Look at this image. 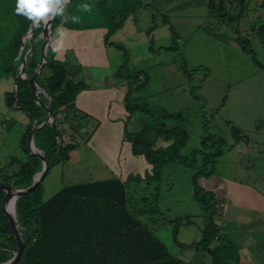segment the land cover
Returning a JSON list of instances; mask_svg holds the SVG:
<instances>
[{"label":"rangeland","instance_id":"1","mask_svg":"<svg viewBox=\"0 0 264 264\" xmlns=\"http://www.w3.org/2000/svg\"><path fill=\"white\" fill-rule=\"evenodd\" d=\"M262 1L247 0L241 5L235 0H142L143 5L135 15H131L123 28L108 40L121 46L128 54L129 63L122 75L116 73L124 63V52H119L120 58H117L116 52L120 50L106 44L103 30H95V41L84 50L88 58L83 59L87 72L83 83L87 89L109 88L120 90L125 95L131 86L143 82L146 74V87L133 94V99H139L137 103L140 106L147 103L150 110L163 109L174 114L175 117L166 125L170 127L180 121L188 131L189 141L180 154L189 161H192L193 153L196 154L192 167L171 163L163 169L159 186L158 182L144 181L133 185L139 193L146 194L148 204L142 203L141 207L144 211H151L157 222L150 225L157 237L173 256L189 260L195 256L193 264L199 261L207 263L209 259L202 252L178 246L173 239L174 225L170 223L185 219L178 228V243L190 245L200 241L204 221L200 204L194 199L192 176L198 171L213 170L216 174L246 180V173L241 170L248 167L247 164L255 165L252 168L255 171L264 170V69L239 46V42L246 39L264 66V34H259V28L264 24ZM30 39L26 38L24 53L29 49ZM36 44L41 49L42 58L44 41ZM81 52L73 47L60 62L71 70L72 64L80 65L76 57ZM93 56L95 60L90 61ZM98 59L105 62L96 64ZM138 72L144 75L132 79ZM104 75L105 79L101 77ZM48 76V70L43 69L38 77L39 83L43 84ZM14 89L15 78L0 73V175L18 171L20 165L27 161L22 139L30 120L22 111L6 104V95ZM117 96L116 92L112 108L122 103ZM38 97L45 98L40 93ZM36 100L39 102L38 98ZM104 110L94 111L96 118L81 119L77 132L69 129L67 123H58L65 141L78 144V148L70 153L68 162H57L49 168L41 183L43 201L66 186L118 177L107 163L106 156L102 157L97 143L99 138L114 136L97 133L95 130L100 124L120 129L124 138L125 132H138L144 122L154 120L140 110H136L130 119L110 112V119L105 120L102 117ZM232 127L239 130L244 139L235 141ZM206 137L209 140L203 149ZM218 138L223 140V154L215 159V163L203 168L206 154L216 151L217 143L212 139ZM26 142L30 150V136ZM128 145L122 142L121 161H125L124 164L129 162L126 158ZM245 147L248 150L246 155L242 154ZM198 151H203V154ZM144 164L142 156L135 157L132 175H141L145 170ZM157 187L159 190L156 191ZM157 193L160 194V203L155 210L153 200ZM147 222L151 224L149 217Z\"/></svg>","mask_w":264,"mask_h":264},{"label":"trees","instance_id":"2","mask_svg":"<svg viewBox=\"0 0 264 264\" xmlns=\"http://www.w3.org/2000/svg\"><path fill=\"white\" fill-rule=\"evenodd\" d=\"M235 1L243 5L247 0ZM15 2L16 0H0V73L15 78L14 91L6 95L7 106L22 111L30 120L26 135L22 139L27 161L20 165L18 171L0 175V183L11 187H28L41 168V160L28 149L26 141L34 123L39 125L45 120L47 100L38 97L37 102L30 83L17 76L22 62L23 43L25 41V52L26 35L33 24L25 17L15 14ZM142 3V0H69L64 15L51 19L48 30L53 33L61 24L65 29L73 31L105 29L106 44L124 52V63L117 70V74L122 75L129 63L128 54L121 46L108 40L123 28L131 15H135ZM81 4L90 5L91 11L80 10L78 5ZM261 4L264 6V0ZM72 16L79 17L80 22L73 23ZM42 31L43 21L36 27L29 40L32 51L31 55L27 56L25 74L28 77L35 74L36 83L43 87L52 99L55 117L53 127L46 125L34 133L35 145L43 152L50 168L57 162H68L70 153L78 148V144L65 141V135L58 129V123H67L69 129L74 131L80 128V121L86 116L78 115L75 100L77 95L88 87L74 78L77 74L76 68L72 67L70 70L66 64L55 59L50 46L47 47L43 67L36 72L42 62L41 49L39 45L37 47L36 42L42 40L34 41ZM259 34H264V24L259 28ZM239 46L244 53L252 56L256 65L264 69L246 39L239 42ZM43 69L48 70L49 76L40 84L38 77ZM141 75H144L143 72H138L132 79L140 78ZM147 82L145 74L143 82L131 86L124 97V106L129 118L136 110L142 111L148 118H154L150 123L144 122L138 132H125L124 135V140L131 146L133 156H142L145 159L148 168L144 175H129L125 181L111 178L66 186L46 201L42 200L41 182L35 190L19 197L16 209L19 229L24 240V252L17 264H190L174 257L153 229L138 219L139 212L132 209L133 198L137 193L130 190L132 184H140L142 181L158 182L159 186L165 166L179 162L192 167L196 159L195 153L192 161L183 159L180 154L189 141V133L180 121L170 127L166 125L169 119L175 117L174 114L163 109L150 110L147 103L140 106L137 103L139 99H133V94L143 90ZM231 130L235 141L244 138L239 130L233 127ZM207 140L208 137L203 140V149L207 146ZM212 140L217 143L216 151L206 154L203 168L215 163L223 154V140ZM198 152L203 154V151ZM212 174L213 170H202L192 176L194 199L200 204L204 221L200 241L190 245L177 242L178 228L185 221L182 218L170 222L174 225L173 239L181 248L205 254L209 261L203 264H238L239 252L236 245L222 238L221 228L216 223L218 202L212 193L204 192L197 185L200 176L210 177ZM158 193L155 195V210L160 201ZM3 197L4 192L0 191V263L9 260L16 251V239L1 205Z\"/></svg>","mask_w":264,"mask_h":264},{"label":"crops","instance_id":"3","mask_svg":"<svg viewBox=\"0 0 264 264\" xmlns=\"http://www.w3.org/2000/svg\"><path fill=\"white\" fill-rule=\"evenodd\" d=\"M67 30L68 32L65 37V49L60 54L54 53V56L56 60L63 61L66 56L65 53H67L69 49L74 47L76 50L83 51L81 54H78V57H76V61H78L77 63L80 65L78 66L77 64H72L73 68L77 69V74L74 78H76L77 82H83V79L87 73L85 71L86 67L83 59H86V57L88 58L84 50L86 51L87 48L89 49L91 44L95 41L96 38L94 33H96L95 30L97 29L85 31ZM99 30H103L104 34L106 33L105 29ZM57 38V32L55 31L51 34L49 39V46L51 49L52 46H54ZM114 48L118 50L116 47ZM119 52L121 51H118V53L116 52V54H118L117 58H120ZM93 60H95V56H93L92 60L90 59V61ZM100 61L105 62L103 59H98V61L95 63L97 64V62ZM120 67H118L117 70ZM112 76H115V73ZM101 77L104 79L106 78L105 75ZM116 92L118 93L117 99L121 100L122 103L112 108L111 103L114 100ZM124 97V92L120 90L114 91L109 88H97L93 90L85 89L77 95L75 100V109L79 112V116H86L85 119L96 118L94 116V111H100L102 108H105V110L102 112V117H104L105 120L110 119V112L119 113L118 115H122L125 118L130 119L128 112L125 110ZM105 122L111 124L109 121ZM95 131L97 133H107L108 135L112 134L114 136V138H99L97 143L102 153V157L106 156L107 163L111 166L115 173H117L118 177L116 178L125 181L129 175H132V167L135 158L131 152L130 144L127 146L129 148V153L126 154L127 161L129 160V162L128 164H124L123 162L125 161H121L122 142L124 141L127 144L128 142L124 140L123 135L121 137V130L114 129L111 127V125L105 127L104 124H100ZM89 141V143H91L92 139ZM243 151L244 152L242 154L246 155L248 153L246 147ZM129 156L130 159H128ZM143 160L145 163L144 169L146 170L148 165L144 158ZM247 165L248 167H245L241 170L243 173H246V180H238L221 173L216 174L213 172L210 177L200 176L197 179V185L204 192L212 193L214 195L215 200L218 202L217 206L221 204L223 205V207H220L218 210L216 223L221 228L222 238L229 240L236 245L239 252L238 264H264V170L261 172L256 170L258 173L256 174V171L252 169L256 166L251 165V163ZM145 170L140 176L144 175ZM130 188L132 191H137V188L133 184ZM139 192L140 191H137V193L134 195L132 209L134 211L137 210L139 212L138 219L151 228L150 225H154L157 222L154 221L153 217L151 216V211H144L141 207L142 203L148 204V199L145 198L146 194L143 195V193ZM144 198L146 200H144ZM153 202L155 201L153 200ZM159 203L160 201L157 203V207L159 206ZM148 217L150 218L151 224L147 222ZM153 231L155 233L154 229ZM194 257L190 260L189 258L181 260L193 264ZM196 263L203 264L204 262L199 261Z\"/></svg>","mask_w":264,"mask_h":264},{"label":"water","instance_id":"4","mask_svg":"<svg viewBox=\"0 0 264 264\" xmlns=\"http://www.w3.org/2000/svg\"><path fill=\"white\" fill-rule=\"evenodd\" d=\"M50 21H51V19L48 20L47 23L43 22V31L37 37V39L34 41V42L39 41V40L44 41L43 52H42V62H41V64L38 65L36 72H39L40 68L43 67L44 61L46 58L47 47L49 46L48 35L51 33L48 30V24ZM35 29H36V27L33 26L30 29V31L27 33L26 38L31 37ZM24 48H25V41L23 43V52H22L23 59H22L21 65L19 67L17 76L21 77L22 79L27 80L30 83V85H31V87H32L37 98H38L39 93L42 94L46 98V100H47V103H46L47 116L41 124L37 125L36 122L34 123V127H33V130L31 132V135H30V151L32 153L36 154L41 160V168L34 175L32 183L30 184V186H28V187H11L6 183H0V191L4 192V197H3L2 202H1L2 209H3V212H4V214L8 220V223L11 226L14 237L16 239V251H15L14 255L9 260L2 262L0 264H17L18 260L20 259V257L22 256V254L24 252V240H23V236L21 234V231L19 229L18 219H17V209H16L17 200L22 195H25V194L35 190L37 188V186L43 181V179L47 175V172L49 169L48 164H47V161H46V158H45L43 152L35 146L34 133L36 130H38L39 128L46 126V125H50L51 127H53L54 121H55V117H54L53 110H52V99H51V97L47 94L46 90L43 87L39 86L36 83L35 74L32 75L31 77H28L25 74V67L27 64V56L31 55L30 53L32 51V45L29 47L27 53H24ZM12 196L14 197V201H13L12 210L9 211L8 202Z\"/></svg>","mask_w":264,"mask_h":264},{"label":"clouds","instance_id":"5","mask_svg":"<svg viewBox=\"0 0 264 264\" xmlns=\"http://www.w3.org/2000/svg\"><path fill=\"white\" fill-rule=\"evenodd\" d=\"M69 0H16L14 12L17 16H23L29 21H32L33 26L38 27L41 21L47 23L48 20L54 19L56 16H63L66 5ZM82 11H91V6L88 4L78 5ZM73 23H79L80 18L72 16ZM57 39L52 46L53 53L60 54L65 49V37L68 30L61 24L57 29Z\"/></svg>","mask_w":264,"mask_h":264},{"label":"bare ground","instance_id":"6","mask_svg":"<svg viewBox=\"0 0 264 264\" xmlns=\"http://www.w3.org/2000/svg\"><path fill=\"white\" fill-rule=\"evenodd\" d=\"M13 201H14V197L12 196L11 199L9 200V202H8V209H9V211L12 210Z\"/></svg>","mask_w":264,"mask_h":264},{"label":"built area","instance_id":"7","mask_svg":"<svg viewBox=\"0 0 264 264\" xmlns=\"http://www.w3.org/2000/svg\"><path fill=\"white\" fill-rule=\"evenodd\" d=\"M217 207L220 208V207H223V205L221 204V205H218ZM217 238H218V237H217ZM217 238H216V239H217Z\"/></svg>","mask_w":264,"mask_h":264}]
</instances>
